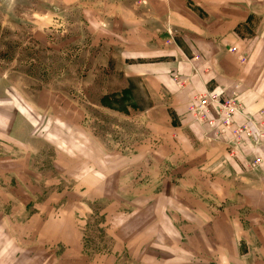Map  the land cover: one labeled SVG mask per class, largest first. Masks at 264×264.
Returning a JSON list of instances; mask_svg holds the SVG:
<instances>
[{
	"label": "rangeland",
	"instance_id": "374dc122",
	"mask_svg": "<svg viewBox=\"0 0 264 264\" xmlns=\"http://www.w3.org/2000/svg\"><path fill=\"white\" fill-rule=\"evenodd\" d=\"M0 264H264V0H0Z\"/></svg>",
	"mask_w": 264,
	"mask_h": 264
},
{
	"label": "crops",
	"instance_id": "0c3cea01",
	"mask_svg": "<svg viewBox=\"0 0 264 264\" xmlns=\"http://www.w3.org/2000/svg\"><path fill=\"white\" fill-rule=\"evenodd\" d=\"M191 51H194V52H191ZM187 53H189V54H196L198 52L196 51V49L192 48L191 45H190L189 51ZM173 91H176V90H173ZM174 96H176V97H184V96H187V93H185V92L180 93L179 92L178 94H175Z\"/></svg>",
	"mask_w": 264,
	"mask_h": 264
},
{
	"label": "built area",
	"instance_id": "2783aa9c",
	"mask_svg": "<svg viewBox=\"0 0 264 264\" xmlns=\"http://www.w3.org/2000/svg\"><path fill=\"white\" fill-rule=\"evenodd\" d=\"M201 105H207V103L209 102V97L206 95V96H203L202 98H201Z\"/></svg>",
	"mask_w": 264,
	"mask_h": 264
}]
</instances>
